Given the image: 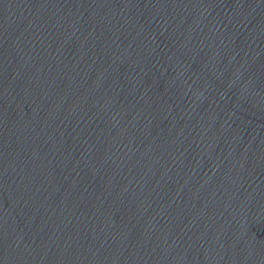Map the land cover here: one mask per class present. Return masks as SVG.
<instances>
[{
    "label": "water",
    "instance_id": "obj_1",
    "mask_svg": "<svg viewBox=\"0 0 264 264\" xmlns=\"http://www.w3.org/2000/svg\"><path fill=\"white\" fill-rule=\"evenodd\" d=\"M0 264H264V0H0Z\"/></svg>",
    "mask_w": 264,
    "mask_h": 264
}]
</instances>
